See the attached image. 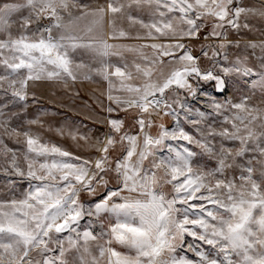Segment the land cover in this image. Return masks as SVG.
I'll use <instances>...</instances> for the list:
<instances>
[{"label":"snow or ice","instance_id":"snow-or-ice-1","mask_svg":"<svg viewBox=\"0 0 264 264\" xmlns=\"http://www.w3.org/2000/svg\"><path fill=\"white\" fill-rule=\"evenodd\" d=\"M250 17L264 0H0L5 96L25 105L30 81L88 68L109 101L102 138L69 133L87 154L11 128L0 106V264H264V41L233 35ZM129 39L146 42H108Z\"/></svg>","mask_w":264,"mask_h":264},{"label":"rangeland","instance_id":"rangeland-1","mask_svg":"<svg viewBox=\"0 0 264 264\" xmlns=\"http://www.w3.org/2000/svg\"><path fill=\"white\" fill-rule=\"evenodd\" d=\"M247 1L260 2V0H243V3ZM71 2L87 4L90 8L94 9L98 6H103L106 0H70ZM71 11L74 16L79 15L76 8H72ZM140 15L145 19L149 16L147 12H142ZM90 23L91 18L79 21L77 23V30L85 29ZM250 24H259L260 27L254 36L252 34H245L249 38L253 36L252 39L248 41L240 39L242 48L249 41L257 43L264 41V21L260 19L258 21L251 20ZM122 27L129 32H134L137 29L135 27L129 28L127 21L123 22ZM244 32H247L246 29H244ZM233 35L236 39L238 38L235 33ZM108 42L125 44V40H109ZM190 48L196 54H199L200 43H193L190 45ZM255 51L258 55L259 49L257 48ZM251 52L252 49H248V53L251 54ZM126 56L128 62L131 63L134 58L133 55L126 53ZM114 58H112L113 61ZM255 59L254 56L250 55V62L255 61ZM73 60L74 64H85L89 67L95 63L91 55L83 51L73 54ZM76 71L78 79L76 81L69 80L67 83L63 80L48 79L30 81L28 86V100L25 105H21L19 102L13 103L10 93L5 96L3 91L0 90V106L7 103L9 108L6 111L17 113V115L10 116L9 126L17 131L30 130L33 134L39 135L42 141L57 144L74 154H87L84 148L78 146L77 142L71 138L69 133L87 135L90 138V142L95 143L97 138H102L103 134L108 131V126L104 122V118L109 115L104 111L109 104L107 99L108 85L106 81L94 72L90 73L93 78L87 79L86 75L89 74L88 68H80ZM203 87L208 91L212 90L211 84H205ZM258 100L259 95L257 94L254 97V101L258 102ZM111 116L124 119L126 121V127L132 123L130 114L113 112ZM31 121H37V123L32 124L30 123ZM157 123H160V121L158 120ZM163 123L168 128L173 126L171 118H165ZM58 129H63L64 134L60 135L57 131ZM156 131L157 129L153 128L152 134L155 135ZM20 139L22 140L23 137H20ZM5 143L15 149L22 148V144L16 143L15 138H5ZM80 144L83 145L84 142L80 141ZM21 183L26 186V182ZM163 190L168 191V186H165ZM116 247L117 250H122L118 245ZM185 251L182 250L181 254L183 255ZM187 255L193 257V253L191 252H187Z\"/></svg>","mask_w":264,"mask_h":264},{"label":"crops","instance_id":"crops-1","mask_svg":"<svg viewBox=\"0 0 264 264\" xmlns=\"http://www.w3.org/2000/svg\"><path fill=\"white\" fill-rule=\"evenodd\" d=\"M245 5H247V6H255V7H259L260 6V4H261V0H260V2L259 3H256V2H251V1H247L246 3H244ZM251 20L252 21H258V18H253V17H250L249 18V22L251 23ZM259 27H260V25L259 24H250V30H249V32H248V29H246V31L247 32H244V30H241V32L239 33V35H237L238 36V40H246V41H248V40H250V39H252V37L254 36V35H256L257 34V31H258V29H259ZM105 31H108V29H107V25H105ZM136 31H137V29H135V31L134 32H131L133 35H135V33H136ZM245 34H252L253 36H251V38H249V37H247V35H245ZM257 37V36H256ZM257 38H259V37H257ZM256 38V39H257ZM146 41H136V40H134V39H130L129 40V42H127V40H125V44H136V43H145ZM126 55V54H125ZM128 55V54H127ZM127 57V56H126ZM117 58H114V61L116 60Z\"/></svg>","mask_w":264,"mask_h":264}]
</instances>
